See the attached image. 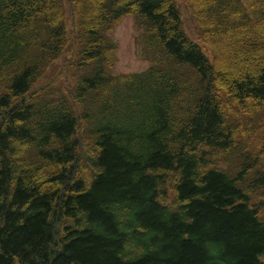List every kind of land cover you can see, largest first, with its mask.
Wrapping results in <instances>:
<instances>
[{"label":"trees","instance_id":"1","mask_svg":"<svg viewBox=\"0 0 264 264\" xmlns=\"http://www.w3.org/2000/svg\"><path fill=\"white\" fill-rule=\"evenodd\" d=\"M186 1L0 0V264H264V0Z\"/></svg>","mask_w":264,"mask_h":264},{"label":"rangeland","instance_id":"2","mask_svg":"<svg viewBox=\"0 0 264 264\" xmlns=\"http://www.w3.org/2000/svg\"><path fill=\"white\" fill-rule=\"evenodd\" d=\"M178 6H180V9L182 11L183 19L185 27L188 31V33L191 35V37L198 42V26L195 22V18L191 12V9L187 3L186 0H177ZM67 27L70 33L71 43L73 44V34H75L76 29V18L75 14H73L71 11L67 10ZM141 35L142 30L138 27L136 18H134L133 15H125L121 18L120 22L115 28L114 31V37L118 43L117 48V58L118 63L115 68V73H134V72H142L146 70L150 62L147 60V58L143 55V48L141 46ZM242 42H245L243 40ZM201 43V42H200ZM241 42H234L232 40H226L224 42V47L228 50V56L229 61L232 64V66L236 67L237 70H242L246 66L251 67L252 64L257 63V55H254L252 52L247 51L244 59H241L237 55V49L239 47ZM202 46L203 43H201ZM206 46V45H205ZM69 52H66V55L64 57L59 58L56 61L57 66H61L64 70V74L67 75L66 71L68 70L65 68V66H69V62L66 60L67 54L68 56H71L72 50L70 51V45L68 46ZM207 49H204L207 53V55L210 57L211 60H213L212 53L208 46H206ZM61 79H64L62 77ZM60 80V79H59ZM170 198L173 194L172 190H170ZM171 200V199H170Z\"/></svg>","mask_w":264,"mask_h":264}]
</instances>
